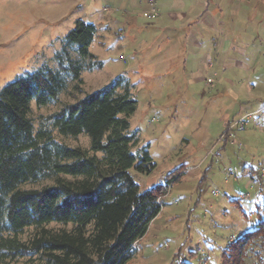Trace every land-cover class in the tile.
<instances>
[{
	"label": "rangeland",
	"instance_id": "obj_1",
	"mask_svg": "<svg viewBox=\"0 0 264 264\" xmlns=\"http://www.w3.org/2000/svg\"><path fill=\"white\" fill-rule=\"evenodd\" d=\"M154 1L156 13L146 17L149 0H0V91L45 64L57 69L54 55L65 36L78 20L93 23L98 35L91 51L103 68L82 73L84 91L94 93L121 75L130 78L138 102L131 124L157 165L149 176L132 171L137 183L145 190L178 168L191 174L162 199L161 213L128 264H221L227 246L264 221V112H254L264 107V0L226 7V18H238V33L249 46L237 55L215 56L214 63L231 57L237 64L218 66V72L207 71L200 54L183 63L186 35L179 19L191 10L208 18L216 8L190 0ZM75 101L66 92L46 107L32 102L30 118L37 128ZM246 113L254 115L244 129L221 139L224 124ZM55 137L90 149L86 135ZM248 264H264V245L250 253Z\"/></svg>",
	"mask_w": 264,
	"mask_h": 264
},
{
	"label": "trees",
	"instance_id": "obj_2",
	"mask_svg": "<svg viewBox=\"0 0 264 264\" xmlns=\"http://www.w3.org/2000/svg\"><path fill=\"white\" fill-rule=\"evenodd\" d=\"M97 35L78 20L54 55L57 69L45 64L0 91V264H128L182 179L178 168L151 189L137 183L132 171L149 176L157 165L131 124L138 102L130 78L84 91L82 73L103 68L91 51ZM66 92L76 101L36 128L32 102L46 107ZM56 132L86 135L90 149L69 147ZM42 183L50 184L26 188ZM259 244L264 221L231 242L221 264H248Z\"/></svg>",
	"mask_w": 264,
	"mask_h": 264
},
{
	"label": "crops",
	"instance_id": "obj_3",
	"mask_svg": "<svg viewBox=\"0 0 264 264\" xmlns=\"http://www.w3.org/2000/svg\"><path fill=\"white\" fill-rule=\"evenodd\" d=\"M191 3L198 2L204 7L210 6L212 4L213 8H216V12H212L208 18H203L204 15L201 13H194L193 10L189 11L187 18H179L182 24V32H185V48L181 51V55L186 56L183 63L190 62V55L200 54L202 66L208 71L216 70L218 72V66L221 68H237V64L234 58L227 57L226 60L221 62L214 63V57L221 56H233L237 55L240 52H246V48L249 46V43L243 34L238 33V18H226V7L231 6L235 7V1L238 0H190ZM210 3V4H209ZM223 10V11H222ZM235 12V11H233ZM229 15V14H228ZM178 19V18H177ZM249 21L258 22L260 18H249ZM251 22V21H250ZM210 33L208 36L207 34ZM259 36V35H258ZM245 39V40H244ZM210 47L208 53H204V46ZM220 58V57H219ZM221 61V60H219ZM215 71V72H216ZM216 75L219 73H215ZM222 81V80H221ZM225 81V80H224ZM133 85V84H132ZM232 92V91H231ZM263 110V111H262ZM255 114L263 113L264 107H260ZM252 112V113H254ZM249 114V113H246ZM254 115V114H253ZM251 115V117L253 116ZM243 116V115H240ZM235 117L232 121L236 120ZM228 122L225 125V128H228L232 123ZM189 171L186 169L183 171V176L181 181L190 177Z\"/></svg>",
	"mask_w": 264,
	"mask_h": 264
},
{
	"label": "built area",
	"instance_id": "obj_4",
	"mask_svg": "<svg viewBox=\"0 0 264 264\" xmlns=\"http://www.w3.org/2000/svg\"><path fill=\"white\" fill-rule=\"evenodd\" d=\"M150 2V5L152 7V10L151 12L149 13H145V16L146 17H149V16H153L155 15L156 13V9H155V1L154 0H149ZM251 117V115H247L245 117H242L241 119H239L238 121L234 122L233 124H231L227 131L224 132V134L221 136V139H226V138H234L236 136V132L237 131H240V130H243L244 127H245V121L247 119H249Z\"/></svg>",
	"mask_w": 264,
	"mask_h": 264
}]
</instances>
